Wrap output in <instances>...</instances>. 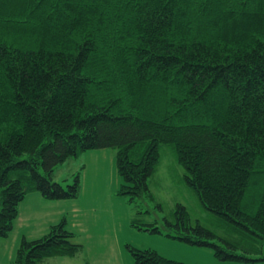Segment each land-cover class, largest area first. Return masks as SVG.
Returning <instances> with one entry per match:
<instances>
[{
  "label": "trees",
  "instance_id": "obj_1",
  "mask_svg": "<svg viewBox=\"0 0 264 264\" xmlns=\"http://www.w3.org/2000/svg\"><path fill=\"white\" fill-rule=\"evenodd\" d=\"M161 143L219 221L209 228L178 204L172 215L188 232L176 238L221 259L258 251L264 184L253 214L241 201L264 179V0H0V237L28 191L77 197L79 175L63 187L54 171L90 149H116L129 202L153 199ZM65 225L22 236L13 264L75 255ZM129 251L133 264H187Z\"/></svg>",
  "mask_w": 264,
  "mask_h": 264
},
{
  "label": "rangeland",
  "instance_id": "obj_2",
  "mask_svg": "<svg viewBox=\"0 0 264 264\" xmlns=\"http://www.w3.org/2000/svg\"><path fill=\"white\" fill-rule=\"evenodd\" d=\"M159 152L157 168L148 180L153 199L144 195L134 204L126 195L118 193L115 148L86 150L59 164L54 171V180L67 187L78 174L79 194L75 198L49 199L38 191H28L19 204L22 217L15 219L6 236L0 237V264H13L22 236L38 238L62 218L81 249L73 256L44 258L41 264H133L129 246L150 248L164 257L187 264H264V241L258 244L256 252L234 251L248 259H221L215 256L212 247L176 238L179 232H188L176 226L172 215L178 204L185 207L190 220L196 219L209 228L217 229L219 221L186 185L172 145L161 143ZM263 184L264 179L251 182L241 201L243 210L255 212ZM137 209L144 213H137ZM135 221L142 224H133ZM150 223H155L159 232L149 230ZM205 239L213 243L217 240Z\"/></svg>",
  "mask_w": 264,
  "mask_h": 264
},
{
  "label": "crops",
  "instance_id": "obj_3",
  "mask_svg": "<svg viewBox=\"0 0 264 264\" xmlns=\"http://www.w3.org/2000/svg\"><path fill=\"white\" fill-rule=\"evenodd\" d=\"M20 217H22V216L20 215V209H19V213H18L17 219H19Z\"/></svg>",
  "mask_w": 264,
  "mask_h": 264
}]
</instances>
